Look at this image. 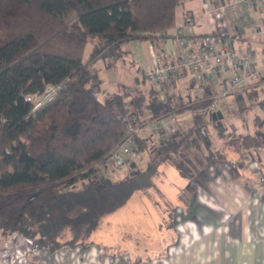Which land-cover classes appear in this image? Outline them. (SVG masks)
Segmentation results:
<instances>
[{
    "label": "trees",
    "instance_id": "1",
    "mask_svg": "<svg viewBox=\"0 0 264 264\" xmlns=\"http://www.w3.org/2000/svg\"><path fill=\"white\" fill-rule=\"evenodd\" d=\"M181 1L0 0L1 233H17L51 253L87 249L101 218L136 191L156 187L164 169L174 167L192 180L214 157L210 150L200 157L191 128L160 141L137 135L136 152L149 158L145 168L135 162L115 177L114 166L106 164L128 122L147 123L173 107L139 78L99 98L94 84L99 72L90 65L102 59L114 65L125 53L121 45L131 40L171 35ZM63 82L51 102L32 112L27 96ZM249 95L257 102V90ZM211 105L213 99L200 100L181 111ZM208 122L212 118L194 116L197 127ZM229 141L254 143L253 138Z\"/></svg>",
    "mask_w": 264,
    "mask_h": 264
},
{
    "label": "crops",
    "instance_id": "2",
    "mask_svg": "<svg viewBox=\"0 0 264 264\" xmlns=\"http://www.w3.org/2000/svg\"><path fill=\"white\" fill-rule=\"evenodd\" d=\"M188 14L193 23H186ZM255 18L256 12L241 1L235 11L229 10L226 15L217 10L205 12L200 0L181 1L171 35L121 45L125 53L120 59H130L137 70L133 81L139 78L144 87L154 89L173 107L169 114L148 121L143 131H152L159 122L164 125V138H171L179 129L188 130L178 118L171 121V117L183 114L187 110L181 108L200 100L213 99L214 104L218 97L230 95L240 104L232 118L237 127L210 131L207 124L199 126L200 139L192 138L200 157L209 150L215 154L197 177L185 178L180 202L170 208L177 235L174 241L158 254L143 259L126 251L111 254L96 242L87 249L64 247L51 253L17 233L0 232V264H264V191L256 193L264 177V96L258 94L255 102L249 95V91L259 92V87H264V77L257 76L251 84L236 88L230 82L231 74L215 66L207 72L185 71L173 77L171 83L162 80L155 85L145 78L152 66L151 44L158 47L164 59L202 55L206 52V36L222 31L227 36L219 44L226 41L237 51L251 53L255 60L264 62V31L253 26ZM208 116L214 124L220 120ZM232 137L253 138L254 143L239 145L229 141Z\"/></svg>",
    "mask_w": 264,
    "mask_h": 264
},
{
    "label": "rangeland",
    "instance_id": "3",
    "mask_svg": "<svg viewBox=\"0 0 264 264\" xmlns=\"http://www.w3.org/2000/svg\"><path fill=\"white\" fill-rule=\"evenodd\" d=\"M261 37H264V33ZM91 45L90 43L85 48L83 58L85 61L90 56ZM124 60L120 59L112 66L111 60L106 65L104 59L90 65V68L99 72L100 83L94 82L95 87H99L96 89L99 98H103L107 92L117 91L118 82L129 85L134 83L133 78L137 75V70L130 59ZM258 94L263 98L264 87H259ZM213 105L216 110L222 112L223 118L216 124L208 122L210 131H229L237 127L236 121L232 118L236 116V108L240 104L233 96H220ZM176 116L174 117L178 118L183 128L193 129V139L201 138L200 129L194 123L191 110ZM207 118L209 119L210 116ZM149 133L150 131H140L143 137L148 136ZM141 156L137 163L140 168H145L149 160L148 154L145 152ZM130 167L131 164L122 172H116L115 177L125 175ZM105 172L108 174L109 170L105 169ZM185 180L174 167L168 168L166 175L156 181V188L148 192L136 191L124 206L103 216L98 227L92 232L90 240L104 245L107 247V252L111 254L126 251L143 259L158 254L165 249L167 243L174 241L177 237L172 227L170 208L174 204H179V195L186 184Z\"/></svg>",
    "mask_w": 264,
    "mask_h": 264
},
{
    "label": "built area",
    "instance_id": "4",
    "mask_svg": "<svg viewBox=\"0 0 264 264\" xmlns=\"http://www.w3.org/2000/svg\"><path fill=\"white\" fill-rule=\"evenodd\" d=\"M188 1V0H182ZM245 3L248 9L256 12V18L253 20V26L264 31V0H240ZM239 0H200L202 8L205 12L217 10L221 14L226 15L229 10L235 11L236 4ZM186 23L194 22L192 15L186 16ZM182 32V28L178 33ZM227 32H220L217 35L206 36V52L202 55L190 54L179 59L165 57L154 44L150 45L152 54V66L145 72V78L150 84H159L162 80L172 82L173 77L180 75L185 71L191 72H207L215 66L221 67L222 70L231 74L230 82L233 87L239 88L243 85L251 84L253 78L257 76L264 77V62L260 63L255 60L251 53L239 52L228 42H223ZM65 82L57 85H48L43 92L34 96H27L26 100L33 103L32 112H35L51 102L62 89ZM215 111L214 105L210 107H202L192 111L194 116L205 117ZM174 116L171 121H175ZM128 131L122 141L111 151L106 160V164H112L117 173L122 172L131 163L140 160L141 153H137L135 148L137 144V135L141 136L140 131L148 128L147 123L134 125L128 122ZM151 135L155 140L160 141L164 138V125L159 122L156 123ZM108 171L109 168L106 167ZM264 191V177L261 178V187L256 189V193Z\"/></svg>",
    "mask_w": 264,
    "mask_h": 264
},
{
    "label": "water",
    "instance_id": "5",
    "mask_svg": "<svg viewBox=\"0 0 264 264\" xmlns=\"http://www.w3.org/2000/svg\"><path fill=\"white\" fill-rule=\"evenodd\" d=\"M212 116H213V120L214 121H216V120H218V119H222L223 118V114H222V112L221 111H215V112H213L212 113ZM136 166V163L135 162H133V163H131V167H135Z\"/></svg>",
    "mask_w": 264,
    "mask_h": 264
}]
</instances>
